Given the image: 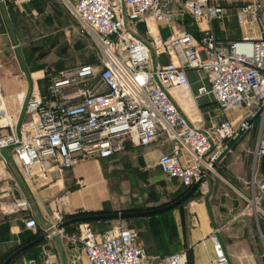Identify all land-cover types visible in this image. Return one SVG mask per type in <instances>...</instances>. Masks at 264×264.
Instances as JSON below:
<instances>
[{"label": "built area", "instance_id": "obj_1", "mask_svg": "<svg viewBox=\"0 0 264 264\" xmlns=\"http://www.w3.org/2000/svg\"><path fill=\"white\" fill-rule=\"evenodd\" d=\"M9 1L22 6L29 0ZM63 1L97 38L98 63L49 75L45 87L30 94L26 90L5 94L0 80V161L5 162L6 151L30 175L38 164L66 170L82 158H109L122 151L126 142L148 146L166 141L169 151L158 156L157 166L167 180L189 189L213 170L238 131L247 132L255 121L260 130L254 155L264 159L263 29L253 36L228 39L207 27H200L198 34L184 26L174 28L167 39L155 43L167 61L152 65L150 45L136 35L137 23L152 18L180 25L186 15L206 22L221 20L225 8L219 0H185L183 10L175 8L172 0ZM242 1L235 8L241 20L240 14L254 16L261 7L260 0ZM188 69L201 76L196 89ZM204 96L222 109L244 112L236 122L217 115L207 125L199 106ZM253 184L254 200H264V173L254 177ZM14 204L28 207L26 199ZM188 214L190 222L196 223L192 205ZM24 226L35 228L36 220L29 217ZM57 226L52 225L51 235L58 234ZM78 239L87 264H187L185 250L150 255L138 245L134 227L96 233L82 220ZM210 239L214 264H229L216 235ZM80 258L75 255L70 263L78 264ZM24 264L62 263L43 251L39 259L28 258Z\"/></svg>", "mask_w": 264, "mask_h": 264}, {"label": "crops", "instance_id": "obj_2", "mask_svg": "<svg viewBox=\"0 0 264 264\" xmlns=\"http://www.w3.org/2000/svg\"><path fill=\"white\" fill-rule=\"evenodd\" d=\"M8 3L15 6L11 1ZM184 27L192 32L190 23ZM166 61L161 60L163 63ZM187 75L192 88L196 89L200 82L195 71L188 69ZM31 76L33 87L21 89L28 94L40 87L36 79L41 75ZM204 83L208 85L206 81ZM3 91L14 94V91L8 93L4 88ZM208 103L214 107L217 105L211 97L199 99L204 116L211 112V121L217 115L224 116L214 107L205 108ZM205 120L209 125L210 120ZM254 146L255 142L248 136H241L215 163V169L207 171L202 182L184 200L187 217H184L182 244L187 253V264H214L211 234H215L222 244L229 264H264V200H254L256 189L253 184L254 177L264 173V159L255 157ZM168 151L166 141L163 145L155 142L148 146H133L126 142L122 151L109 158H82L66 170L38 164L30 175L25 174L5 151V162L0 161V264L15 250L36 239L7 264H24L28 258L39 259L43 251L58 257L62 264H71L73 256L81 257L65 236L73 222L62 227L59 225L67 219L81 216L80 212L101 209L104 201H110L134 185L144 186L148 182L149 186L157 182L163 176L157 166V158ZM179 186L180 189L183 187L180 183ZM247 192L251 194L250 199L246 197ZM237 198L247 204L242 205ZM17 199H26L28 207L23 209L15 205ZM189 205L193 206L197 217L194 224L189 219ZM29 217L36 220L35 228L24 226L25 219ZM174 218L180 217L175 214ZM55 223H58V234L51 235ZM80 259L78 264H86Z\"/></svg>", "mask_w": 264, "mask_h": 264}, {"label": "rangeland", "instance_id": "obj_3", "mask_svg": "<svg viewBox=\"0 0 264 264\" xmlns=\"http://www.w3.org/2000/svg\"><path fill=\"white\" fill-rule=\"evenodd\" d=\"M7 1L9 2L5 0L3 5L0 4V80L8 93H17L25 87L30 90L34 85L32 74L37 77L41 75L36 80L42 89L48 83L49 75L87 61L98 63L100 52L97 38L72 15L63 0H31L22 6L14 4V7ZM219 3L225 8V16L221 20L206 22L186 15V22L180 25L152 18H148L147 22H139L135 32L150 45L151 64L167 60L166 54L157 49L156 41L167 39L174 28L189 23L195 34L199 33L200 27H207L228 39L246 34L253 36L261 29L264 30V0H260L261 7L254 16L240 14L242 20L235 11L237 6L244 3L242 0H219ZM6 4L9 5L8 8ZM172 4L177 9H185L184 0H172ZM245 24L246 34L243 29ZM194 71L199 80L201 76L197 70ZM204 107L213 109L214 104L208 103ZM214 108L233 122L244 112L240 108L222 109L218 105ZM211 116V112L205 114L207 120ZM259 130V123H254L247 133H243L242 138L248 136L249 140L255 142ZM180 191L177 181H169L164 176L149 186L148 182L144 186L134 185L107 202L110 211L108 214H119L118 216L95 218V222H90L93 225L90 227L96 233H108L120 226L134 227L138 232V245L144 247L150 255L185 250L182 238L184 217H187L186 201L171 206L182 197ZM246 197L250 199L251 194L247 192ZM237 199L242 205L247 204L241 198ZM175 214L180 218L175 220ZM78 224V221L71 223L65 236H68L71 245L78 251L76 254L81 255L80 261L87 264L78 239Z\"/></svg>", "mask_w": 264, "mask_h": 264}, {"label": "water", "instance_id": "obj_4", "mask_svg": "<svg viewBox=\"0 0 264 264\" xmlns=\"http://www.w3.org/2000/svg\"><path fill=\"white\" fill-rule=\"evenodd\" d=\"M259 113V112H258ZM257 113V114H258ZM256 118V116L254 118H252L250 120V122H252L254 119ZM244 131L240 130L238 131L237 135L231 140V142L226 145V147L224 148V150L222 151L220 157L218 158V160L225 155V153L235 144L236 141L239 140V138L243 135ZM217 160V161H218ZM216 161V162H217ZM203 178L199 179L198 181H196L188 190L187 192L182 195V197L180 199H178L175 203H173L171 206H174L182 201H184L185 199H187L192 193L193 191L196 189V187L202 182ZM170 206V207H171ZM119 214H92V215H81V216H77V217H72L70 219H67L65 221H63L59 226L62 227L67 223L70 222H77V221H82V220H90V219H95V218H109V217H114V216H118ZM121 215V214H120ZM123 215V214H122ZM41 237H39L40 239ZM36 240H33L31 242H29L28 244L18 248L17 250H15L13 253H11L4 261H2L1 264H7L13 257H15L19 252H21L22 250H24L26 247H28L31 244H34Z\"/></svg>", "mask_w": 264, "mask_h": 264}, {"label": "trees", "instance_id": "obj_5", "mask_svg": "<svg viewBox=\"0 0 264 264\" xmlns=\"http://www.w3.org/2000/svg\"><path fill=\"white\" fill-rule=\"evenodd\" d=\"M85 63H91V61H87V62H85ZM185 188V187H184ZM183 187H181V191H180V195H183L186 191H187V188H185L184 189ZM108 212H110L109 211V206H108V204H107V201H104L103 203H102V207H101V209H99V210H97V211H83V212H80L79 214L80 215H91V214H96V213H98V214H105V213H108ZM100 219H107V218H100ZM88 223H89V225L90 226H93V225H91L90 224V222H95L96 220L95 219H90V220H86ZM69 227V226H68ZM176 251V250H175ZM170 252H172V251H170ZM170 252H166V253H170ZM166 253H162V254H166ZM187 263H188V258H187Z\"/></svg>", "mask_w": 264, "mask_h": 264}, {"label": "bare ground", "instance_id": "obj_6", "mask_svg": "<svg viewBox=\"0 0 264 264\" xmlns=\"http://www.w3.org/2000/svg\"><path fill=\"white\" fill-rule=\"evenodd\" d=\"M243 29H244V33L246 34V31L245 30L247 29V24L243 25ZM246 35H248V34H246ZM34 76H35V74H34Z\"/></svg>", "mask_w": 264, "mask_h": 264}]
</instances>
